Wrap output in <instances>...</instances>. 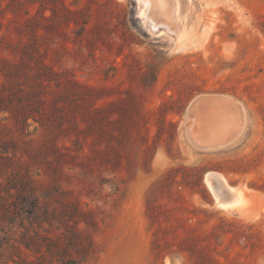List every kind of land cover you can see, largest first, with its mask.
<instances>
[{
  "label": "rangeland",
  "instance_id": "374dc122",
  "mask_svg": "<svg viewBox=\"0 0 264 264\" xmlns=\"http://www.w3.org/2000/svg\"><path fill=\"white\" fill-rule=\"evenodd\" d=\"M63 1L83 7L89 22L84 31L43 21L44 60L102 90L95 107L113 122L104 142L100 127L91 135L84 122L53 138L85 165L65 167L59 182L104 215L102 253L90 264H264V0H200L203 22H214L209 37L201 42L195 29L181 47L165 25L150 22L143 0ZM40 3L0 0V40L17 42ZM41 13L51 15L47 7ZM185 21L195 27L196 13L188 9ZM0 56L14 57L2 49ZM30 122L26 136L3 125L34 153L50 135ZM111 137L118 165L101 156ZM29 166L39 186L52 182L42 164ZM208 172L243 185L250 217L216 205Z\"/></svg>",
  "mask_w": 264,
  "mask_h": 264
},
{
  "label": "trees",
  "instance_id": "16d2710c",
  "mask_svg": "<svg viewBox=\"0 0 264 264\" xmlns=\"http://www.w3.org/2000/svg\"><path fill=\"white\" fill-rule=\"evenodd\" d=\"M57 1L40 0L37 13L19 26L17 42L8 35L4 43L0 40V49L14 56H0V264H90L102 253L96 235L104 222L103 212L73 198L72 190L59 182L69 175L65 167L83 170L85 165L69 152L59 151L53 138L57 133L77 131L79 122H84L90 134L99 126L104 142L113 122L106 109L95 107L102 90L82 84L66 71L54 70L44 60L42 46L45 51L50 43L45 36L49 25L43 21L74 23L72 30L81 26L84 31L89 22L77 3L70 8L63 0ZM46 7L51 11L47 18L41 13ZM30 119L47 126L50 135L34 153L3 125L11 122L26 136ZM111 139L101 156L118 165V154L109 155L114 153L108 145ZM81 155L92 160L91 155ZM30 160L44 166L50 184L36 183ZM149 210L154 219L153 208Z\"/></svg>",
  "mask_w": 264,
  "mask_h": 264
},
{
  "label": "bare ground",
  "instance_id": "6f19581e",
  "mask_svg": "<svg viewBox=\"0 0 264 264\" xmlns=\"http://www.w3.org/2000/svg\"><path fill=\"white\" fill-rule=\"evenodd\" d=\"M143 1L148 9L147 16H149L150 22L154 26L159 24L165 25L168 31H172L176 39V46L178 47L184 46L182 43L184 37L195 29L196 36L198 38L200 37L198 40H201V42L205 41L213 27V21L210 20L209 23H205L206 21L203 22V6H201L200 0ZM188 9L190 12L196 13L197 23L195 27L192 26L187 29L185 26V19L187 17ZM199 100H196L195 103ZM204 181L211 189L213 199L217 206L222 207L229 212L236 213L241 217H248L250 215L248 199L246 194H244L245 192L242 184L238 186H230L225 182L223 176L217 172L206 173Z\"/></svg>",
  "mask_w": 264,
  "mask_h": 264
},
{
  "label": "water",
  "instance_id": "95a60500",
  "mask_svg": "<svg viewBox=\"0 0 264 264\" xmlns=\"http://www.w3.org/2000/svg\"><path fill=\"white\" fill-rule=\"evenodd\" d=\"M204 96H213V97H215V99H216V97H221V96H217V95H204ZM201 97H203V96H200V97H198V98H201ZM198 98H196L195 100H199ZM217 100V99H216ZM217 101H219V100H217ZM190 111V110H189ZM187 133H188V135H189V137L193 140V134H192V132L190 131V129L189 128H187ZM213 143V146H215V147H217V143L215 142V140L212 142ZM224 143V142H223ZM217 144V145H216ZM224 145V144H223ZM212 146V148H215V147H213ZM206 175V174H205ZM205 175H204V177H205Z\"/></svg>",
  "mask_w": 264,
  "mask_h": 264
}]
</instances>
